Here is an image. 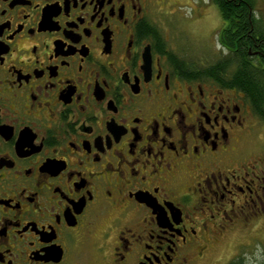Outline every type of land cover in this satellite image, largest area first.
<instances>
[{
	"label": "flooded vegetation",
	"instance_id": "obj_1",
	"mask_svg": "<svg viewBox=\"0 0 264 264\" xmlns=\"http://www.w3.org/2000/svg\"><path fill=\"white\" fill-rule=\"evenodd\" d=\"M166 2L0 0V264H198L264 233V119L174 53ZM241 4L218 44L264 70V0Z\"/></svg>",
	"mask_w": 264,
	"mask_h": 264
},
{
	"label": "rangeland",
	"instance_id": "obj_2",
	"mask_svg": "<svg viewBox=\"0 0 264 264\" xmlns=\"http://www.w3.org/2000/svg\"><path fill=\"white\" fill-rule=\"evenodd\" d=\"M165 6L156 18L177 56L197 69L210 67L226 56L217 41L220 19L211 0H167ZM245 146H264V126L255 128ZM263 240L264 233L256 229H236L213 245L198 264H264Z\"/></svg>",
	"mask_w": 264,
	"mask_h": 264
},
{
	"label": "trees",
	"instance_id": "obj_3",
	"mask_svg": "<svg viewBox=\"0 0 264 264\" xmlns=\"http://www.w3.org/2000/svg\"><path fill=\"white\" fill-rule=\"evenodd\" d=\"M212 2L218 6L225 21V25L217 39L224 47L229 49L234 48V2L242 6L241 0H212ZM237 12H239V7ZM244 24L246 26L247 21ZM241 26H243V23H241ZM237 58L239 62L237 63L235 71L233 68L229 69V65L234 63L230 56L205 68L204 72L211 77H221L225 86L236 87L246 97H250L253 101L255 111L264 119V70H251L247 62H245V56L238 55ZM224 74H226V77ZM232 264L240 263L234 261Z\"/></svg>",
	"mask_w": 264,
	"mask_h": 264
}]
</instances>
